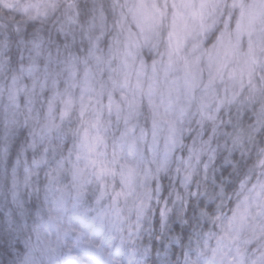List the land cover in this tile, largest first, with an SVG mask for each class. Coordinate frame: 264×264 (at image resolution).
<instances>
[{
    "label": "clouds",
    "instance_id": "obj_1",
    "mask_svg": "<svg viewBox=\"0 0 264 264\" xmlns=\"http://www.w3.org/2000/svg\"><path fill=\"white\" fill-rule=\"evenodd\" d=\"M0 264H264V0H0Z\"/></svg>",
    "mask_w": 264,
    "mask_h": 264
}]
</instances>
